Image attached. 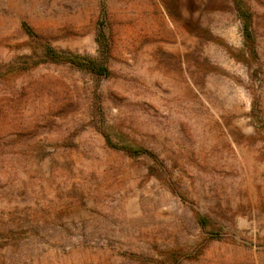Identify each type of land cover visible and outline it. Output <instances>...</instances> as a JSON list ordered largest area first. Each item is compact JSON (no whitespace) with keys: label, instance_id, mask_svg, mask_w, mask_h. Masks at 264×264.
<instances>
[{"label":"rangeland","instance_id":"1","mask_svg":"<svg viewBox=\"0 0 264 264\" xmlns=\"http://www.w3.org/2000/svg\"><path fill=\"white\" fill-rule=\"evenodd\" d=\"M0 264H264V0H0Z\"/></svg>","mask_w":264,"mask_h":264},{"label":"trees","instance_id":"2","mask_svg":"<svg viewBox=\"0 0 264 264\" xmlns=\"http://www.w3.org/2000/svg\"><path fill=\"white\" fill-rule=\"evenodd\" d=\"M247 31H248V29H247ZM87 66H88L87 68L91 72H93L97 75H106L108 73V68L103 63L99 65V64H96L95 62H89ZM107 144L110 146L111 143L109 140L107 141Z\"/></svg>","mask_w":264,"mask_h":264}]
</instances>
